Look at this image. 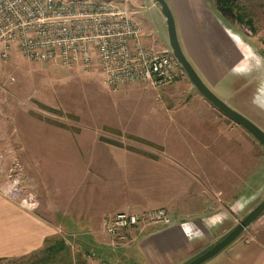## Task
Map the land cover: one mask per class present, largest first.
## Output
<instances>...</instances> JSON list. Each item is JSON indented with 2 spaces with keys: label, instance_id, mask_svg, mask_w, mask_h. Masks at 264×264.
<instances>
[{
  "label": "crops",
  "instance_id": "obj_1",
  "mask_svg": "<svg viewBox=\"0 0 264 264\" xmlns=\"http://www.w3.org/2000/svg\"><path fill=\"white\" fill-rule=\"evenodd\" d=\"M167 1L184 52L206 84L226 102L249 100L243 108L261 117L262 124L256 123L264 126V107H257L264 105V64L258 66L253 58L264 56L250 34L220 12L217 0ZM143 5L144 0L134 1L137 21L136 7ZM245 68L246 73L237 74ZM146 108L159 111L150 115L161 124L149 141L162 151L123 136L65 128L37 112H31L36 118L13 121L11 135L22 146L29 182L21 198L6 196V184L0 185V260L28 256L48 237L60 235L77 246L88 264H183L231 230L224 208L242 210L260 195L252 189L260 166L252 161V151L245 152L248 163L242 172L238 137L194 133L192 126L218 122L210 104ZM157 208L167 209L172 224L134 228L127 243L113 246L104 230L107 218ZM217 213L223 222L208 228L204 221ZM185 232L203 235L189 240ZM242 235L202 264H264V231Z\"/></svg>",
  "mask_w": 264,
  "mask_h": 264
},
{
  "label": "rangeland",
  "instance_id": "obj_2",
  "mask_svg": "<svg viewBox=\"0 0 264 264\" xmlns=\"http://www.w3.org/2000/svg\"><path fill=\"white\" fill-rule=\"evenodd\" d=\"M232 1L243 7L246 18L251 20L249 24H241L234 20L235 23L244 33L250 34L254 40L252 42L259 46L264 56V0ZM154 4L151 0H144L143 6L136 7L139 10L136 18L142 28V41L148 48L171 50L166 19L158 5ZM1 50L2 45L0 44V53ZM175 70L177 77L170 84L151 87L138 83L114 90L103 83L99 71L85 73L77 68L34 62L25 58L16 48L12 49L7 59L0 56V152H2L0 154V185L16 181L20 189L18 198L23 197L26 191L29 178L23 159H21L23 149L18 142L13 141L11 134L14 120L36 118L31 112H37L54 121H59L60 125L65 128L76 127L80 130L85 129L91 133L119 139L123 136L130 139L132 144L142 145L148 150L158 152L162 149L149 141V137L152 136L154 126L161 124L158 121L160 118L156 119V123L152 121L153 116L150 115H155L159 111H149L146 107L162 104L168 108L179 109L187 104H210L218 122L215 127L192 126L194 133L219 134L222 132L234 135L240 141V170L243 172L245 169L247 161L245 152L248 149L252 151L250 154L252 161L257 166L260 165L255 168L259 174L252 187L257 192L259 191L260 195L251 202V205L242 210L233 211V206L224 208L230 213L232 221L226 226L232 229L264 199V147L250 132L220 112L202 96L193 86L177 59ZM246 101H242L239 105L232 101L227 102L255 122L262 124L261 117H256L254 113L243 108L247 106ZM43 106H49L52 109ZM256 106V109L260 107ZM181 112L183 111H177V113ZM199 112L207 113L206 111ZM261 127L264 129V126ZM139 135H145L144 139L138 138ZM191 142L198 143L196 139H192ZM176 146L180 147L181 144L177 143ZM14 152L17 153L16 157L9 160V154L13 155ZM260 230L264 231V214L242 236H252ZM66 244L68 247L66 252L71 254L74 264H88V260L77 250V246L72 241ZM28 261L27 257H21L13 260H0V264H28Z\"/></svg>",
  "mask_w": 264,
  "mask_h": 264
},
{
  "label": "built area",
  "instance_id": "obj_3",
  "mask_svg": "<svg viewBox=\"0 0 264 264\" xmlns=\"http://www.w3.org/2000/svg\"><path fill=\"white\" fill-rule=\"evenodd\" d=\"M135 0H0V56L16 48L25 58L85 73L99 71L110 89L132 84L159 86L175 81L172 50L148 48ZM13 80V78H10ZM2 192L17 198L16 181ZM170 225L166 208L143 213L120 211L105 220L113 246L130 240L134 228Z\"/></svg>",
  "mask_w": 264,
  "mask_h": 264
},
{
  "label": "water",
  "instance_id": "obj_4",
  "mask_svg": "<svg viewBox=\"0 0 264 264\" xmlns=\"http://www.w3.org/2000/svg\"><path fill=\"white\" fill-rule=\"evenodd\" d=\"M161 10V13L166 19L167 30L169 35V45L175 58L188 75L193 86L204 96L212 105L220 112L232 119L238 125L250 132L264 147V129L254 120L232 107L228 102L219 97L206 84L200 76L190 59L184 52L183 46L178 33L176 18L174 12L167 0H152ZM264 214V199L258 203L249 213L238 222L227 234L220 240L207 248L202 253L198 254L191 260L183 264H202L208 259L218 254L222 249L228 246L231 242L240 237L255 221Z\"/></svg>",
  "mask_w": 264,
  "mask_h": 264
},
{
  "label": "trees",
  "instance_id": "obj_5",
  "mask_svg": "<svg viewBox=\"0 0 264 264\" xmlns=\"http://www.w3.org/2000/svg\"><path fill=\"white\" fill-rule=\"evenodd\" d=\"M217 3L224 16L241 24L251 23V20L246 18V14L242 10L243 7L232 0H217ZM43 107L52 109L49 106ZM66 248L68 247L63 238L57 235L51 236L45 240L42 249L25 257L29 260L28 264H73L71 254L66 252Z\"/></svg>",
  "mask_w": 264,
  "mask_h": 264
},
{
  "label": "clouds",
  "instance_id": "obj_6",
  "mask_svg": "<svg viewBox=\"0 0 264 264\" xmlns=\"http://www.w3.org/2000/svg\"><path fill=\"white\" fill-rule=\"evenodd\" d=\"M254 59H256V64L259 66V65H262L264 64V58H257V57H253ZM248 71L247 68L245 69H239L237 70V74H244ZM260 107H264V105H260ZM223 222V217H222V214H215L214 216L212 217H209L207 218L204 223L205 225L208 227V228H212V227H216L218 224L222 223ZM183 230V229H182ZM185 235L186 237L189 239V240H192V239H198V238H202V232L199 234V235H194L192 232H185Z\"/></svg>",
  "mask_w": 264,
  "mask_h": 264
}]
</instances>
